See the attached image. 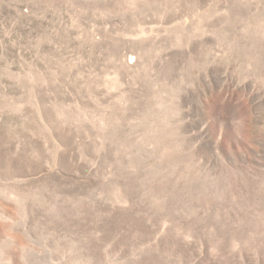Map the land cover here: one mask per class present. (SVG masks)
Returning <instances> with one entry per match:
<instances>
[{
	"label": "rangeland",
	"instance_id": "1",
	"mask_svg": "<svg viewBox=\"0 0 264 264\" xmlns=\"http://www.w3.org/2000/svg\"><path fill=\"white\" fill-rule=\"evenodd\" d=\"M0 264H264V0H0Z\"/></svg>",
	"mask_w": 264,
	"mask_h": 264
}]
</instances>
